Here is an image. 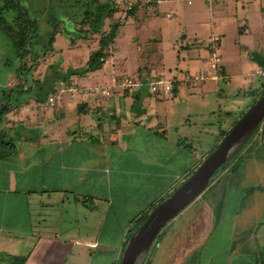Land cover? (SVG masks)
I'll use <instances>...</instances> for the list:
<instances>
[{
  "label": "crops",
  "instance_id": "crops-1",
  "mask_svg": "<svg viewBox=\"0 0 264 264\" xmlns=\"http://www.w3.org/2000/svg\"><path fill=\"white\" fill-rule=\"evenodd\" d=\"M32 1L43 12H53L50 23L40 21L44 33L58 28L52 45L44 33L32 40L39 59L49 57L52 63L63 51L57 40L63 33L61 25H76L61 8L64 2L52 0L54 5L49 6V0ZM112 3L117 11L105 19L101 32L90 34L82 45L64 44L70 61L84 57L87 63L99 50L100 39L116 24L115 37L103 50L102 65L66 80L56 79L53 90L60 87L59 81L110 88L129 74L138 78L134 89L112 88L109 97L92 94L73 102L65 95L52 107L45 102L13 104L9 100L14 92L21 94L35 82H44L51 72L48 68L46 74H31L32 69L16 74L19 59L5 68L6 54L0 46V106L7 92L12 103L0 119V130L13 143L12 153L0 157V264H11L13 257H24L23 264L120 261L134 221L206 157L188 140L191 127L185 109L168 130L166 121L158 122L154 108L155 96L180 104L179 96L188 85L176 83L169 95L154 94L149 86L160 77L180 81L185 73L209 71L212 36L220 38L225 78L210 80L215 92L221 95L229 84L244 91L241 78L258 79L249 85L244 99L252 103L264 88V78L257 76L264 71V0H219L211 5L203 0ZM149 42H157L158 47L139 51L135 65L128 67L129 50H140ZM141 60L147 65L137 67ZM238 67L247 70L243 77ZM201 89L208 91L207 84ZM237 119L232 114L225 119L206 143L207 155L221 140L220 131H228ZM151 247L143 259L147 264H264V123Z\"/></svg>",
  "mask_w": 264,
  "mask_h": 264
},
{
  "label": "rangeland",
  "instance_id": "rangeland-1",
  "mask_svg": "<svg viewBox=\"0 0 264 264\" xmlns=\"http://www.w3.org/2000/svg\"><path fill=\"white\" fill-rule=\"evenodd\" d=\"M20 1L24 5L26 11H28L31 18L38 19V17L40 16V12H41L39 22L41 20L45 23L51 22V19L53 18V16H52L53 12H51L50 10H48L47 12H43V10L39 7L40 5L36 2L33 3L32 0H20ZM53 1L49 0L48 5L49 6L54 5ZM60 1L70 4L74 0H57V2H60ZM84 1L88 2L90 0H84ZM100 1H104V0H100ZM38 7L40 8L39 12H38L39 9L37 10ZM165 7L166 6H163V7H161V9L165 10L166 9ZM61 8H63V6H61ZM71 16H72V13L70 14L69 17H67V19L69 21L71 20V22H73L72 24L76 25L79 23V20L81 21L80 17L75 18V19H71L70 18ZM114 17L116 19H118L120 17V15H118V16L114 15ZM105 19H104V21H105ZM161 21L165 22V23H169L170 20H167L164 17H162ZM171 21L174 22L175 19H173ZM108 22H109V20H107V24H108ZM103 25H104V23H103ZM43 27L44 26H43L42 22H40L39 29H40L41 33H44ZM89 29H90L89 25H87V23H85L84 25H81V24L78 25L77 30L74 29L69 34L62 33L60 35L61 37H58L57 40H58V46L60 48H62L63 51H62V54H60V57L55 56L52 63L50 61V58L45 57V56H42L39 60H37V62L35 64H33V66L30 65V62H28V61L26 62V67L28 65L31 66V69H32L31 74H32V72H34L33 74H46L49 71L48 68L52 65H53L52 68H54L56 70V73L54 74L53 78L47 79L46 81H44V82H46V84L42 89L43 91L50 88V86H52L54 84V81L56 79H61L64 77H70L72 75H77V74H82L84 72V70H86L85 69L87 66L86 65L87 64L86 58L83 57L78 62L70 61L67 58V53L66 54L64 53V51L67 50L68 46H65L64 44L67 43L69 45L70 41H75V42L78 41L79 45H82L83 42L86 43V41H88L87 37H89L90 34L89 33L86 34L85 31H88ZM97 33H99V32H97ZM44 35L49 38L51 33L46 31L44 33ZM62 40H63V42H62ZM142 42H144V41H142ZM149 43H151L153 45L151 46V44H149ZM149 43L142 44V48L140 50H138V49L132 50V48L130 47L131 50H129V52H131V53H129V54H132V57H130V60L128 62V64H129L128 67L135 65V60L133 58H134V55L136 56L139 53V51L141 53H143V52L148 53V52H150L153 49L158 47L157 42H153V43L149 42ZM0 46L2 47V50L6 54V56L2 57V62H3L4 67L5 68H12L14 63L17 61L16 60L17 57L10 55V54L13 55L15 53L14 48H13V43L10 40L9 35L7 33H5L2 28H1V33H0ZM165 52H167V51H165ZM47 56H50V55L47 54ZM234 56H236V55H234ZM247 56L248 55L246 54V57ZM140 65L146 66L147 60H144V61L141 60L137 64V67H139ZM155 66H157V65L155 64ZM246 72H247V70L241 69L240 67H238L237 73L240 74L241 76H242V74L244 75ZM129 76L134 78L135 80H138V78L133 76V74H129ZM241 80L243 81V84L246 87L244 89V91L240 90V89L235 90L234 86L232 84H229L224 88V91L222 92L221 95H218L215 92L214 85H213V83H211L210 80H207L204 83H202V84H207L208 91L203 90L204 91L203 92L201 89V84L197 85L195 87L188 86V88L183 93V95L179 96L181 99L180 104L173 99H162V98H158V96H155L153 103H154V108L156 109L158 122L163 123L164 121H166L167 129L168 130L172 129L173 127L171 126V124L173 125L177 120L180 119V115H182L181 111L185 109L187 111L186 113L189 114L188 118H189V124L191 127V130H190L191 133H190V136H188V140L190 142H192L193 144H195V146L199 149V151H201L202 154L205 153L207 156L208 147L206 146V143L209 141V139L213 138L215 133L219 130V127L223 126V124H224L223 122L225 121V119H227V117H229V115H231V114H232V116H236L237 118H239V114L241 113L240 110L243 111L244 109H246L245 108L246 104L247 105L253 104L261 95L264 94L263 93L264 88H263L255 96V101L253 100L254 102L252 101V103H250V100H249V102H247V101L245 102L244 99L245 98L248 99V96L246 95V93H247L249 85L253 81L254 82L258 81V79L249 80L246 78H241ZM144 89L142 90V94H144L146 91V88H144ZM43 91L38 92V90H36L35 88L29 87V88H26L25 91L22 92L21 94L14 92L12 94L11 100H9V101L12 102L13 104L14 103H19V104L31 103V105H32V104H35L37 102L38 95L40 96V94H42ZM219 96H221V97L219 98ZM12 103H9V105L12 106ZM249 106H248V108H249ZM9 109H10V107H9ZM185 118H187V116ZM263 123H264V120L258 126V129L260 128V126ZM257 131L258 130H255L253 136H255ZM251 138L249 139V141L251 140ZM249 141H248V143H249ZM203 160H204V158L202 160H200L198 162V164L196 165V167L192 171L188 172L184 176V178L175 187L177 188L184 180H186L196 170V168L203 162ZM229 162H231V160ZM172 192H173V190L168 192L166 194V196L161 197L155 204L157 205L160 200L165 199L167 196L172 194ZM187 207H189V205ZM184 210H182V211H184ZM148 211H146L144 213H148ZM149 213H148V215H149ZM172 220L165 225V227L159 232V235H161L162 233H164L168 229V227L172 223ZM157 238L154 240L155 242L153 241V243L151 244V246H152L151 250L156 245ZM143 261L144 260H142V262L140 264H142ZM144 264H147V262H144Z\"/></svg>",
  "mask_w": 264,
  "mask_h": 264
},
{
  "label": "trees",
  "instance_id": "trees-1",
  "mask_svg": "<svg viewBox=\"0 0 264 264\" xmlns=\"http://www.w3.org/2000/svg\"><path fill=\"white\" fill-rule=\"evenodd\" d=\"M60 6H63V8L66 9V13H65L66 16L69 17L70 14L72 13V16L70 17L71 19H75L79 17L81 18V21L79 20V23L76 24V26L74 27L70 26L71 23L62 24L61 31L65 34H69L74 29L77 30L78 25L80 24L84 25L85 23H87V25H89L90 27L88 31H85L86 34L88 33L93 34L100 32L103 27L104 19L117 11L116 7L112 3V0H104V1L90 0L88 2L84 0H74L70 4L64 2V4ZM39 24L40 23L37 21V19L28 17L24 7L17 0H0V27L4 30L5 33L9 35V38L13 43V48L15 52L14 54L19 59L20 62V65L16 70V74H25L26 72H29L31 70V66H33V64H35L40 57L38 52H34L33 41H32L38 36L39 37L42 36V33L40 32L39 29ZM117 27L118 26L116 24L111 26L110 31L100 39V48L96 52L92 53L91 56L89 57L86 64L87 65L86 70H94L102 65L103 60L101 61V59L104 56L103 50L115 37ZM57 29L58 28H56L51 32V35L49 37L50 46L52 45V42L54 40V34L55 31H57ZM27 58L30 59L31 66L29 67L28 66L26 67ZM52 67L53 65L49 67L51 76L49 78H46L44 81L53 78L54 74L56 73V70ZM66 78L67 77L61 79L66 80ZM45 84L46 82H42V83L35 82L34 87L32 88H35L36 90H38V92H40L43 91L42 89L45 86ZM53 92L54 90L52 85L50 86V88L43 91L42 94H40V96L38 95L37 102L40 103L45 102L47 97L51 95ZM9 95H10L9 92L4 94L6 102L0 106V119H2L5 113L9 110V101H8ZM243 113L244 112H242L240 116ZM256 130L259 129L257 128ZM226 133L227 131H220V139H222ZM253 135L254 133L252 134V136ZM248 141L238 151V153L245 147ZM12 147H13L12 141L10 139H7L6 135L0 130V157H5L7 155H10L13 151ZM238 153L236 155H238ZM236 155L231 159V162L235 159ZM228 164H230L229 161L225 163L221 169H223V167L225 168ZM162 200H160L159 202H161ZM155 206L156 204L152 205L148 213L151 212ZM148 213L141 214V216H139L134 221L133 225L130 228L129 234L126 238L125 245L128 239L130 238V236L132 235V233L146 220V218L148 217ZM159 236L160 235L158 234L157 237ZM11 260H12L11 264H23L25 258L13 257L11 258Z\"/></svg>",
  "mask_w": 264,
  "mask_h": 264
},
{
  "label": "water",
  "instance_id": "water-1",
  "mask_svg": "<svg viewBox=\"0 0 264 264\" xmlns=\"http://www.w3.org/2000/svg\"><path fill=\"white\" fill-rule=\"evenodd\" d=\"M264 120V94L235 121L217 146L170 196L159 202L128 239L118 264H140L165 225L190 205Z\"/></svg>",
  "mask_w": 264,
  "mask_h": 264
},
{
  "label": "built area",
  "instance_id": "built-area-1",
  "mask_svg": "<svg viewBox=\"0 0 264 264\" xmlns=\"http://www.w3.org/2000/svg\"><path fill=\"white\" fill-rule=\"evenodd\" d=\"M115 4L125 2L127 0H113ZM167 2H176L178 0H165ZM186 4H192L195 0H183ZM207 5H211L219 0H203ZM236 1V0H232ZM166 17H171L170 13L166 14ZM220 38L218 36H212L209 43L210 60L209 71L202 73H185L180 81L175 79L157 78L150 83V91L156 94L169 95L176 83L182 85L197 86L204 83L207 80H224L225 78L221 74V57L218 52ZM257 76L264 78V71L259 70ZM60 87L54 90L45 101V105L54 106L60 103L65 95H69V101H75L78 96H87L92 94H99L102 98L109 97L111 95V89L115 88L119 92H125L134 89L139 86V83L132 77L126 76L114 81V84L110 88L103 86H89L82 88L80 86L71 84H64L63 81H59ZM218 174V173H217ZM216 174V175H217ZM215 175V176H216ZM214 176V178H215ZM213 178V179H214Z\"/></svg>",
  "mask_w": 264,
  "mask_h": 264
},
{
  "label": "flooded vegetation",
  "instance_id": "flooded-vegetation-1",
  "mask_svg": "<svg viewBox=\"0 0 264 264\" xmlns=\"http://www.w3.org/2000/svg\"><path fill=\"white\" fill-rule=\"evenodd\" d=\"M142 264H144V261H143V263Z\"/></svg>",
  "mask_w": 264,
  "mask_h": 264
}]
</instances>
